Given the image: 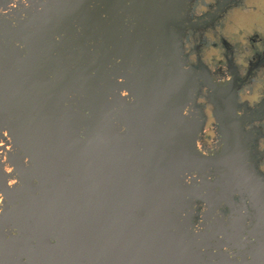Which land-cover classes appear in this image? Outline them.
Returning <instances> with one entry per match:
<instances>
[{
    "label": "water",
    "instance_id": "95a60500",
    "mask_svg": "<svg viewBox=\"0 0 264 264\" xmlns=\"http://www.w3.org/2000/svg\"><path fill=\"white\" fill-rule=\"evenodd\" d=\"M29 4L15 24L0 16V133L21 178L9 187L0 165V260L264 264V176L235 90L209 79L223 144L214 156L196 148L200 108L183 115L201 77L183 68L188 0Z\"/></svg>",
    "mask_w": 264,
    "mask_h": 264
},
{
    "label": "clouds",
    "instance_id": "9594fccd",
    "mask_svg": "<svg viewBox=\"0 0 264 264\" xmlns=\"http://www.w3.org/2000/svg\"><path fill=\"white\" fill-rule=\"evenodd\" d=\"M23 4L31 7L29 0H23ZM18 7L19 0H13L7 10L0 8V13L7 16ZM186 15L191 18V25H198L200 28L197 30L189 25L186 35L179 38L182 58L185 61L184 71L189 72L202 64L208 69L217 86H229L234 79L229 68V61H231L237 68L241 80L244 81L235 93L236 104L239 106L237 116L243 117L246 109L257 111L264 108V66L255 69L249 76L250 66L257 54L264 55V0H188L186 9L179 13V17L183 18ZM24 18H27L26 15ZM12 19L15 24V18ZM56 40L59 42L61 37L57 36ZM225 40L231 45V52L225 47ZM18 46L25 47L22 44ZM120 62L117 60V63ZM118 82L123 84L125 80L120 77ZM194 95V101L185 107L183 115L190 116L197 106L203 111L206 123L200 138L196 141V148L205 157L214 156L222 150L223 144L220 143L219 121L215 114V105L210 100L211 89L204 85ZM120 96L129 103L136 101V97L126 88L120 91ZM243 129L245 133L254 129L260 130L257 133L259 138L255 151L261 155L256 167L260 173H264V119L245 123ZM122 131L126 132L127 127H122ZM3 134L10 141L12 140V137L8 136L9 131L5 130ZM12 147L10 143L8 151H11ZM3 155L4 171L13 174L15 169L8 163L7 152L4 151ZM25 162L28 163V160ZM193 179L199 180V173L194 172L188 175L186 183L191 185ZM209 179H215V176H209ZM7 183L9 187H15L20 181L18 178H12ZM5 202L6 196L0 192V214L5 211ZM196 207L201 210V213L207 210V205L204 203H198ZM202 223L201 214L196 223L195 232L199 233L203 230ZM12 234L18 235V230L14 229ZM225 251L229 249L225 248Z\"/></svg>",
    "mask_w": 264,
    "mask_h": 264
},
{
    "label": "flooded vegetation",
    "instance_id": "af4514ba",
    "mask_svg": "<svg viewBox=\"0 0 264 264\" xmlns=\"http://www.w3.org/2000/svg\"><path fill=\"white\" fill-rule=\"evenodd\" d=\"M12 2H13V0H0V8H4L5 10H7L8 7H9V5ZM22 4H23V0H19V6H21ZM187 5H186V7H187ZM186 7H185V9H186ZM15 13H16V9H13L10 13H8V15L6 17L12 19L13 17H15ZM0 16L3 17L5 15L3 13H0ZM184 18L188 19V22L186 23V29L184 30V33H183V36L182 37H184L186 35L187 27L189 25H191V18L189 16H187V15L184 16ZM191 27H193V28H195L197 30H199V28H200V26H198V25H191ZM224 44H225V47L229 50V52H231V45L226 40L224 41ZM261 66H264V55L257 54L255 60L252 62L251 66H250L249 76L252 75V73H253V71L255 69H257V68H259ZM229 68H230L231 73L234 76V79H233V82H232L231 85L224 86V88L227 89V90H231V88H233L235 90L234 92L236 93L237 89H239L241 87V85H242V83L244 81L241 80L240 76L238 75L237 68L232 64L231 61H229ZM195 69L197 70V72L201 76L200 79H199V85H200L199 86V90L204 85H207L208 86V82H210L209 79L210 80L212 79V81L214 82L213 77L211 76L210 72L208 71V69L205 66H203L201 64L198 68H195ZM213 84H215V82ZM211 94H212V90H211ZM210 100L213 103V100H212L211 95H210ZM200 112H201L202 117L205 119V122H204V124H203V126H202V128L200 130V133H201L202 130H203V127L205 126V123H206V116L204 115V113H203V111L201 109H200ZM257 119H264V108H262L260 110H257V111H252L251 109H246L245 115L242 117V129H243V125L245 123L254 122ZM218 130H219V127H218ZM243 131H244V129H243ZM259 131H260L259 129H254L251 132L245 133L246 136L248 137L249 147H250V149L252 151V154H253V156L255 158V166L258 163L259 156L261 155L260 153H258V152L255 151V145L257 144L258 138H259L258 135H257V133ZM199 138H200V134H199ZM10 143H12V146L13 147H12V150L11 151H8L7 148L9 147ZM4 151L7 152V154H8V163L11 164L14 167V169H15V172L13 174H8V173H6L4 171V169H5V162H4V155H3ZM11 152L13 154H17L16 147L14 146L12 140L10 141L8 139V137L4 136L3 131H2L0 133V165H1L2 169H3V173L7 177V181L9 179H12V178H18L19 181H21L20 175L17 173V167L15 165V162H14L13 158L10 156V153ZM28 164L30 165L31 163L28 161ZM261 174L264 176V173H261ZM68 199H70V197H68ZM7 201H8V199L6 197L5 205H6ZM200 211L201 210L199 209V213L197 214V216L200 215ZM255 224L256 223L254 221H252L251 224H250V226L253 228V227H255L254 226ZM8 231L10 233H13V229L12 228H9ZM2 256H5V254L0 252V257H2ZM0 264H6V262L4 263L3 260H0Z\"/></svg>",
    "mask_w": 264,
    "mask_h": 264
},
{
    "label": "bare ground",
    "instance_id": "6f19581e",
    "mask_svg": "<svg viewBox=\"0 0 264 264\" xmlns=\"http://www.w3.org/2000/svg\"><path fill=\"white\" fill-rule=\"evenodd\" d=\"M1 20V19H0Z\"/></svg>",
    "mask_w": 264,
    "mask_h": 264
}]
</instances>
